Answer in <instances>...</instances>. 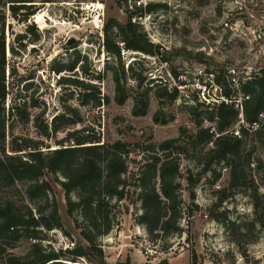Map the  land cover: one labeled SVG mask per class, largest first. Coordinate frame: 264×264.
<instances>
[{
	"label": "rangeland",
	"instance_id": "374dc122",
	"mask_svg": "<svg viewBox=\"0 0 264 264\" xmlns=\"http://www.w3.org/2000/svg\"><path fill=\"white\" fill-rule=\"evenodd\" d=\"M89 1L92 0L17 2L31 7L20 8L15 15L9 3L1 8L8 92L5 109L25 102L29 114L26 121L14 118L6 122L5 152L30 150L11 152L9 147L18 142L17 137L39 142L44 152L58 147L57 142L67 140L64 144L73 145L77 139L98 140L96 143L121 140L131 149L128 172L123 176L126 196L116 201L113 208L116 224L97 239L102 257L92 251L78 263L130 264L137 258L159 262L187 252L193 264H264V228L249 225L246 232L241 226L244 222L250 224L253 217L250 195L254 191L264 194V124L257 131L244 125L248 130L241 137L237 160L245 172L244 183L231 190L232 194L220 204L216 191L227 187L230 169L224 161H214L202 171L209 161L207 151L213 146L190 143L197 130L195 117L202 126H215V120L206 115L212 102L224 100L213 80L220 70L234 90L236 103L243 96L239 90L241 80L255 73L264 74V50L250 40L251 35L222 28L223 21L229 20L264 29V0H169V5L154 8L148 20L132 19V14L130 19L138 25L137 31L144 33L155 48L152 54L129 51L120 59L105 51L103 29L111 19L124 24L130 12L123 0H99L97 7H103L99 20L94 17L91 21L92 16H85L79 9L80 2ZM29 11L33 14L27 15ZM111 31L114 37V27ZM71 37L75 41L65 45ZM77 55L79 60L72 70H52L59 64H71ZM98 72L100 78H94ZM134 72L143 78L141 86L131 76ZM114 73L120 78L123 103L115 99ZM234 75L238 76V87L229 81ZM82 80L94 87L85 89L76 83ZM164 87L168 93L175 88V97L165 94ZM146 100L145 114L134 113V107ZM51 123L59 129L52 131ZM238 123L242 124L241 120ZM46 125L48 135L43 134ZM180 133L181 144L188 148L180 155L177 177L180 232L163 235L158 231V236L152 237L137 221L141 212L139 190L133 182L145 163L141 147ZM45 178L51 186L48 197L55 199L63 231H44L42 247L59 250L76 242L85 244L66 212L65 192L56 181L62 177L47 173ZM25 188V183H17L14 188L1 187L0 201L11 198L31 207L39 204L40 200L26 197ZM261 206L258 215L262 216ZM33 241L22 235L4 252L0 245V258L6 252L26 254Z\"/></svg>",
	"mask_w": 264,
	"mask_h": 264
},
{
	"label": "trees",
	"instance_id": "16d2710c",
	"mask_svg": "<svg viewBox=\"0 0 264 264\" xmlns=\"http://www.w3.org/2000/svg\"><path fill=\"white\" fill-rule=\"evenodd\" d=\"M32 1L34 0H0V188H14L17 183H25L26 197L30 201L38 199L41 202L31 207L26 203H17L11 198L0 201L1 251L12 248V244L22 235L34 240L26 254L15 255L6 252L3 258H0V264H79V260L86 259L92 251H95V256L102 257L97 239L109 233L116 224L113 208L116 201H121L126 196L123 176L128 172V156L131 149L121 140L96 143L99 141L77 139L73 145L64 144L67 140L57 142L58 147L44 152L39 147L41 145L39 142L17 137L18 142L9 147L10 151L30 150L20 153L5 152L6 122L14 118L26 121L29 114L25 102L11 104L7 110L5 109V97L8 92L5 87L4 13L1 8L9 3V9L15 15L20 8L31 7V4H17V2ZM157 6L161 5L150 6L148 10ZM30 14L33 12H27V15ZM130 15L132 12L129 13L124 24L111 19L104 25L103 47L107 53L118 59L121 58L120 42L125 50L145 54H152L155 48L144 33L137 31L138 25L131 22ZM113 27L116 30L114 37L110 34ZM78 60L77 55L71 64H59L53 66L52 70L55 72L72 70ZM83 71L87 74L86 68ZM131 76L136 80L137 85L141 86L143 81L141 75L134 72ZM94 78H100L99 72ZM113 78L115 99L118 103H123L125 96L121 91L120 78L116 73ZM213 80L228 102L223 100L212 102L213 107L206 116L209 120H215L214 127L202 126L201 120L195 117L197 130L191 137L190 143L197 146L208 144L213 146L207 151L209 161L203 166L202 171L208 170L214 161H224L230 169L227 187L216 191L217 202L220 204L232 194L231 190L244 183L245 172L237 160L242 145L241 137L248 129L238 123L240 110L235 106L234 90L225 80L224 72L220 70ZM76 83L85 89L94 87L92 83L83 80ZM163 90L171 98L176 95L175 88L169 93L166 87ZM239 90L247 96L241 101L242 116L244 122L250 125L257 120L258 113L264 109V74L251 75L240 84ZM161 95L158 94V97ZM146 105L147 100L140 107L135 106L134 113L145 114ZM190 112L194 113L193 108H190ZM50 125L54 132L59 129L56 123ZM235 126H238L237 134H234ZM43 134H49L47 125L44 126ZM181 137L180 133L178 137L141 147L143 153L141 158L145 163L139 168L133 182L135 189L139 190L141 212L137 215V221L146 227L152 237L158 236V231L163 235L180 232L178 220L181 217V198L177 177L180 155L188 150L181 144ZM47 173L62 177V179L57 178L56 181L65 192L66 212L72 217L74 226L80 230L79 233L85 244L76 242L71 247L59 250L42 247L41 241L45 239L44 231L53 229L63 231L55 199L48 197L51 186L45 178ZM190 183L193 184L191 179ZM250 199L253 217L250 224L244 222L241 225L246 232L250 229L249 225L258 224L260 228H264V214L258 215L260 204L264 213V194L254 191ZM158 264H167V260L162 259ZM191 264H193L192 258Z\"/></svg>",
	"mask_w": 264,
	"mask_h": 264
},
{
	"label": "built area",
	"instance_id": "2783aa9c",
	"mask_svg": "<svg viewBox=\"0 0 264 264\" xmlns=\"http://www.w3.org/2000/svg\"><path fill=\"white\" fill-rule=\"evenodd\" d=\"M99 0H92L89 2H80V6L79 9L81 11H83L85 14V16H92L91 21H93L94 17L99 20V16H100V11L103 9V7L98 8L97 7V3ZM124 1V6L125 9L128 10V12H132L133 16L132 19H134L135 17H138L139 20H148L151 17V14H153V10L154 9H150L148 10V8L150 6L156 5V4H160V5H164V4H170L169 0H123ZM93 14V15H92ZM223 29L225 30H229L233 33H237V34H243L245 36L247 35H251V39L250 40H254L256 41V43L258 44L259 48L264 50V29L263 28H255L252 27L250 25H245L243 23V21L241 22H230L229 20H224L223 21ZM102 28H103V23H101L100 26V34L102 35ZM120 46H121V55L124 56L125 54H128L129 51H133V50H125L122 48V43L120 42ZM136 53H140L139 51H133ZM131 60L128 61V63H130ZM251 77V75H248L247 77L244 78V80H241L242 82L246 81L247 79H249ZM230 83L232 85H235L236 87H238L239 85V79L238 76L234 75L230 77ZM241 82V83H242ZM240 83V84H241ZM220 90V88H219ZM220 95L221 91H220ZM222 97H224L222 95ZM243 98H247V96H241L240 100L235 103V106L240 110L239 116L241 120L242 125H245L246 123L243 120V116H242V99ZM225 102H228V100L224 97L223 98ZM239 103V104H238ZM239 122V121H238ZM264 124V109L262 111H260L258 113V117L257 120L255 122H253L252 124H248L250 129H258L260 128L262 125ZM236 132V133H235ZM235 134L238 133L237 130L234 131ZM111 264H120L117 262L111 263Z\"/></svg>",
	"mask_w": 264,
	"mask_h": 264
},
{
	"label": "crops",
	"instance_id": "0c3cea01",
	"mask_svg": "<svg viewBox=\"0 0 264 264\" xmlns=\"http://www.w3.org/2000/svg\"><path fill=\"white\" fill-rule=\"evenodd\" d=\"M166 260H167V264H191V256L187 252L169 257ZM158 263H159L158 261L156 262V261L137 258V259H133L130 264H158Z\"/></svg>",
	"mask_w": 264,
	"mask_h": 264
},
{
	"label": "water",
	"instance_id": "95a60500",
	"mask_svg": "<svg viewBox=\"0 0 264 264\" xmlns=\"http://www.w3.org/2000/svg\"><path fill=\"white\" fill-rule=\"evenodd\" d=\"M75 41V39L73 38V37H71L67 42H66V44L65 45H71L73 42Z\"/></svg>",
	"mask_w": 264,
	"mask_h": 264
}]
</instances>
